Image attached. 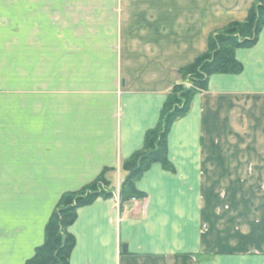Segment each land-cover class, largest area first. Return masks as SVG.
Segmentation results:
<instances>
[{
    "label": "crops",
    "instance_id": "0c3cea01",
    "mask_svg": "<svg viewBox=\"0 0 264 264\" xmlns=\"http://www.w3.org/2000/svg\"><path fill=\"white\" fill-rule=\"evenodd\" d=\"M125 10H119L111 37L97 35L101 28L92 17L90 22L86 14L68 12L58 83L55 73L40 75L35 64L29 79L35 88L15 91L22 100L9 104V95L0 92V264H26L34 255L45 239V211L63 191L79 190L105 172L118 195L127 176L123 161L143 148L180 80L165 62L167 25L150 15L141 28L129 25L124 18L134 12ZM99 12L95 18L102 24ZM39 28L30 27L24 49L41 45ZM236 56L243 71L213 75L189 113L173 124L169 158L175 173L154 164L137 182L148 197L122 211L117 196L79 209L70 228L77 239L71 264H185L186 252L194 255L193 264H217L202 260L203 253H215V243L200 236V226H213L225 211L247 220L248 179L263 171L264 29L253 48L238 49ZM45 178L59 179V194L41 214ZM254 204L249 209L256 210ZM226 258L229 264H264V250Z\"/></svg>",
    "mask_w": 264,
    "mask_h": 264
},
{
    "label": "rangeland",
    "instance_id": "374dc122",
    "mask_svg": "<svg viewBox=\"0 0 264 264\" xmlns=\"http://www.w3.org/2000/svg\"><path fill=\"white\" fill-rule=\"evenodd\" d=\"M259 1L124 0L121 2L119 0H36L33 3L31 0H0V92L9 95L7 98L9 104L18 99L22 100L21 97H15V91L26 90L34 86L29 82V79H31L32 68L33 66L35 68V64L38 66L40 75L49 72L55 73L56 84L58 83V76L63 74V59L66 57V50L63 48L65 37L61 27L68 12H72L77 16V12L80 15L86 14L90 22V17H92L93 22L91 24L98 27V29L101 28L98 30L97 35L111 37L113 26L115 24L117 26V23H119V19L116 16L121 7L122 10L126 9L125 11L134 12V15L130 16L131 18L128 16L129 20L128 18H124L125 23L129 21V24L131 22L129 25L141 28L144 20L147 19L145 17L148 15L153 17L152 22L158 21L161 25H167V32L165 34L162 33V37L164 38L165 36L169 40L167 60L164 61L167 62L171 74L175 78L180 77L179 82L174 83L171 87V92L175 85L183 81L180 70L208 52L209 38L228 30L233 23L245 21L250 10L258 8L261 3ZM100 10L104 11L100 15V18H98V22L102 24H97L95 17L100 12H96ZM19 18L23 22L22 26L19 25ZM33 25L36 29L37 25H40L39 39L41 45L35 49H24L23 43L26 42L27 32ZM120 28L119 35L121 34ZM17 30L19 31L18 37ZM34 32L36 35V31ZM113 35L115 37L116 34L114 33ZM93 36H90L91 39H94ZM20 37H23V40ZM28 37L32 38L31 35ZM17 38L19 39L17 40ZM174 41L179 43L180 46L178 48L174 47ZM37 58L38 60H36ZM35 77L37 81L40 79L37 76ZM39 84L40 88H46L48 85L43 81H39ZM185 84L188 87L191 86L190 82L186 81ZM261 167L263 171H259L262 172L259 179H248V192L245 194V200L249 206L248 210H243L247 220L239 221L236 215L237 212L234 210L225 211V216L218 213V216H223V220L216 219L215 223H213L214 221L212 222L213 226H200V236H206L205 239L211 240L210 244L213 240L215 243V253H203L202 260L214 259L217 261V264H229V262H226L228 260L226 254H237L245 251L255 253L258 250H264V166ZM101 175L79 190L63 191L61 194L55 190L57 183L54 185L55 181L59 179H43L44 182L41 183L40 187L41 214L46 210V205L54 200V196L59 194L55 198L56 200L52 209L45 211V213L50 212V215L45 224L44 232L50 217L57 209L62 195L68 192H80L84 190ZM49 183L50 185H47ZM24 184L26 189L27 182L24 181ZM102 187L115 192L111 183L108 187L102 184ZM114 196H117L119 201L121 200L120 192L118 195L114 193ZM147 197L148 195L145 193L143 198L131 199L122 203V205L119 202L120 209L122 211L125 204L131 201H144ZM242 199L244 200L243 194ZM233 201L235 200L233 199ZM252 203H255L254 206L257 204L256 210L249 209V207L253 206ZM211 228H214V237H211L213 233L209 232ZM133 237L135 238V233L131 234V238ZM184 255L185 264H193L192 259L194 255L187 252ZM223 255L225 258L222 257Z\"/></svg>",
    "mask_w": 264,
    "mask_h": 264
},
{
    "label": "trees",
    "instance_id": "16d2710c",
    "mask_svg": "<svg viewBox=\"0 0 264 264\" xmlns=\"http://www.w3.org/2000/svg\"><path fill=\"white\" fill-rule=\"evenodd\" d=\"M259 2L258 8H252L245 21L233 23L228 30L210 37L208 52L180 70L183 81L167 95L157 125L145 134L143 148L122 163L127 176L120 188L121 205L145 196L137 187V182L154 164H161L166 171L175 172L169 158L171 128L178 119L189 113L195 96L208 89L213 75H234L243 71V64L237 59L236 52L251 48L258 42L264 28V1ZM186 81L190 82V87L185 84ZM102 184L110 186L105 172L84 190L62 195L46 225L44 242L26 264H71L77 239L70 228L78 218L79 209L99 198L114 196V192L102 187Z\"/></svg>",
    "mask_w": 264,
    "mask_h": 264
},
{
    "label": "water",
    "instance_id": "95a60500",
    "mask_svg": "<svg viewBox=\"0 0 264 264\" xmlns=\"http://www.w3.org/2000/svg\"><path fill=\"white\" fill-rule=\"evenodd\" d=\"M127 249V246L126 245H124V250H126Z\"/></svg>",
    "mask_w": 264,
    "mask_h": 264
}]
</instances>
